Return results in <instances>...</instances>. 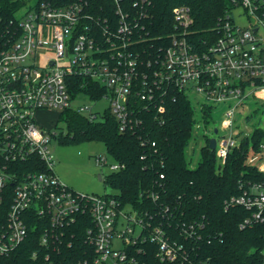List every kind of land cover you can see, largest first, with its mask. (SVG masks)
<instances>
[{
    "label": "built area",
    "instance_id": "2783aa9c",
    "mask_svg": "<svg viewBox=\"0 0 264 264\" xmlns=\"http://www.w3.org/2000/svg\"><path fill=\"white\" fill-rule=\"evenodd\" d=\"M144 1L134 2L132 11L123 0H111L112 20L87 14L80 1L10 0L17 4L13 19L0 30V256H9L35 231L46 264H56L55 256L64 251L71 252L68 264H146V246L160 262L191 263L198 256L203 220L186 222L163 206L155 221L115 194L88 195L63 184L53 172L49 148L56 133L34 117L38 111L72 110L95 120L91 107L74 101L108 99L102 114L108 111L121 132L135 130L143 113L162 122L166 97L177 92L191 105L199 98L205 119L216 105L227 108L224 133L212 150L219 165L242 140L247 155L248 140L260 128L239 140L234 123L237 110L264 105V0H229L212 41L193 38L189 8L176 7L168 45L146 59L131 48L142 36ZM237 8L242 11L235 13ZM240 17L244 25L237 23ZM90 85L98 88V97L88 91ZM199 129L206 135L210 128L194 118L192 134ZM251 147L256 162L247 165L259 179L240 183L225 202V208L246 212L241 229L264 224V138ZM95 162L107 163L104 157ZM120 167L109 165L113 172ZM31 258H38L37 250Z\"/></svg>",
    "mask_w": 264,
    "mask_h": 264
},
{
    "label": "trees",
    "instance_id": "16d2710c",
    "mask_svg": "<svg viewBox=\"0 0 264 264\" xmlns=\"http://www.w3.org/2000/svg\"><path fill=\"white\" fill-rule=\"evenodd\" d=\"M48 1L55 4L80 1L87 14L99 18L108 14L114 20L111 0ZM138 1L123 0L124 9L133 11V3ZM16 6L10 0L0 1V30L10 27ZM181 6L190 10L192 37L212 41L218 19L228 9L229 0H145L147 16L141 20L142 36L132 41V50L146 59L167 46L174 27L173 9ZM89 87L93 98L98 97V88ZM58 117L66 130L57 137L60 144L101 142L107 154L121 166L106 175L103 182L116 191L115 196L123 203L155 221L160 219L157 212L168 206L169 212L186 222H205V230L200 232L204 241L193 262H160L154 249L146 246V264H263L264 224L241 229L246 212L237 207L225 208V202L238 193L240 183L259 179L255 169L246 163V141L242 140L240 147L228 154L222 166L217 163L214 151L204 144L200 148V161L195 168H190L185 151L193 135L194 108L182 94L167 95L162 122L155 120L153 113H143L142 126L135 130L119 131L108 111L95 120L72 110L62 111ZM251 137L256 146L264 138V131L255 129ZM151 143L155 145L152 147ZM151 194L157 198L152 199ZM171 233L174 235L172 229ZM38 236L39 232L35 231L9 256H0V264H46ZM36 250L38 258L32 260L31 254ZM69 253L64 251L55 256L56 264H68Z\"/></svg>",
    "mask_w": 264,
    "mask_h": 264
},
{
    "label": "rangeland",
    "instance_id": "374dc122",
    "mask_svg": "<svg viewBox=\"0 0 264 264\" xmlns=\"http://www.w3.org/2000/svg\"><path fill=\"white\" fill-rule=\"evenodd\" d=\"M241 11L240 8H237L235 13H240ZM245 22L246 19L244 17L237 19V23L240 25H244ZM195 98L196 100L192 102L195 121L202 126L206 125V128L210 129L206 135H203V129L197 130V133L193 132L190 144L185 151L190 168H195L200 161V148L206 143V139L212 137L218 139L224 133L221 129V122L224 118V112L227 109L222 104L216 105L212 109H209L210 117L205 119L201 104L197 102L199 98ZM109 104L108 99H99L94 102L86 97L77 98L74 101L75 106L91 107L92 112L96 113L98 117L102 116L103 111L109 107ZM249 106L247 110L236 111V121L234 124L241 131L238 137L239 140L246 136L249 137L248 133L255 128H260L264 131V105L252 103ZM34 117L44 129L56 133V137L52 138L49 148L53 157V172L63 184L75 192L88 195L103 196L116 194L115 190L103 182L104 177L113 172L109 168L113 160L107 154L103 143L85 142L73 145L60 144L57 137L59 133H65L66 130L64 123L58 120V113L50 110L38 111ZM215 127L219 129L218 134L212 133ZM251 146L252 143L248 140L246 163L256 162V154H254ZM97 157H104L107 163L104 165L96 164L95 159Z\"/></svg>",
    "mask_w": 264,
    "mask_h": 264
},
{
    "label": "water",
    "instance_id": "95a60500",
    "mask_svg": "<svg viewBox=\"0 0 264 264\" xmlns=\"http://www.w3.org/2000/svg\"><path fill=\"white\" fill-rule=\"evenodd\" d=\"M213 133L217 134V128L213 129ZM208 147H209L210 150H214V148H215V138L212 137V138L209 139ZM98 178L101 179L100 176H98Z\"/></svg>",
    "mask_w": 264,
    "mask_h": 264
}]
</instances>
